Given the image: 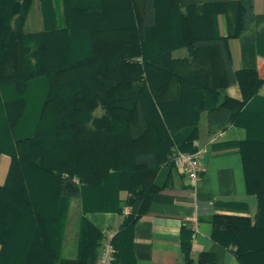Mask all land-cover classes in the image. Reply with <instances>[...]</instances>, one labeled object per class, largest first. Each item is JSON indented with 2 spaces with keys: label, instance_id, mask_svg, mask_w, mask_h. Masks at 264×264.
Listing matches in <instances>:
<instances>
[{
  "label": "trees",
  "instance_id": "trees-1",
  "mask_svg": "<svg viewBox=\"0 0 264 264\" xmlns=\"http://www.w3.org/2000/svg\"><path fill=\"white\" fill-rule=\"evenodd\" d=\"M32 1L0 0V154L9 157L0 264H93L103 234L85 213L122 214L120 229L132 225L152 187H168L174 154L196 150L202 111L209 135L245 130L227 144L238 148L244 189L255 199L252 219L210 214V239L238 264H264L262 79L231 67L229 37L215 23L224 0H204L200 14L178 0H96L69 10L64 3L63 24L25 32ZM252 24L251 0H237L232 37ZM234 83L240 99L224 93ZM72 199L80 205L77 246L66 259ZM180 235L183 264L214 263L204 251L192 260L191 231Z\"/></svg>",
  "mask_w": 264,
  "mask_h": 264
},
{
  "label": "crops",
  "instance_id": "crops-1",
  "mask_svg": "<svg viewBox=\"0 0 264 264\" xmlns=\"http://www.w3.org/2000/svg\"><path fill=\"white\" fill-rule=\"evenodd\" d=\"M33 0L26 16L23 30L37 32L49 20L53 24H63L64 3L68 10L72 5L89 6L96 0ZM101 2V0H98ZM204 0H178L183 8L192 4L197 14L202 12ZM253 24L241 36L232 37L235 28L237 0H224L223 8L215 16L219 35L228 36L227 49L231 67L254 69L262 83L257 89L264 110V0H251ZM33 12L34 17H30ZM48 12L51 13L48 15ZM32 25L33 29H29ZM230 97L240 99L238 86L234 83L224 89ZM245 130L239 126H228L220 132L209 135L206 113L200 112L197 119L196 150H201L200 171L195 185L186 181L179 169L168 179V187H152L148 199L132 225L120 229L122 214L110 212L85 213L87 220L101 234L112 231L117 234L119 264H183L180 250L181 228L191 231L190 258L195 259L199 252L214 256L213 264H238L231 252L210 239L211 225L206 218L212 213L232 214L253 218L255 199L246 194L239 151L227 143L243 140ZM9 164V157L0 154V184L3 183ZM126 193L119 192L120 199ZM71 220L69 212L67 225L61 243L60 257L73 259L76 256L78 199H72ZM70 209V208H69ZM70 211V210H69ZM124 213V212H123ZM200 218V219H199Z\"/></svg>",
  "mask_w": 264,
  "mask_h": 264
},
{
  "label": "built area",
  "instance_id": "built-area-1",
  "mask_svg": "<svg viewBox=\"0 0 264 264\" xmlns=\"http://www.w3.org/2000/svg\"><path fill=\"white\" fill-rule=\"evenodd\" d=\"M200 154L201 150L194 152H177L172 157L173 165L181 171L189 185L194 186L198 172L200 171ZM128 207L123 208V212L127 213ZM113 232L105 231L103 238L100 240L96 258L93 264H116L114 259V248L111 244Z\"/></svg>",
  "mask_w": 264,
  "mask_h": 264
},
{
  "label": "rangeland",
  "instance_id": "rangeland-1",
  "mask_svg": "<svg viewBox=\"0 0 264 264\" xmlns=\"http://www.w3.org/2000/svg\"><path fill=\"white\" fill-rule=\"evenodd\" d=\"M33 12H35V8H34V7H33L32 11H31V13H30V17H34V16H33ZM29 29H33V28H32V25H29ZM95 113H98V110H96ZM72 209H73V206L71 205V206H70V209H69V210H70V211H69V222H70V220H71Z\"/></svg>",
  "mask_w": 264,
  "mask_h": 264
}]
</instances>
